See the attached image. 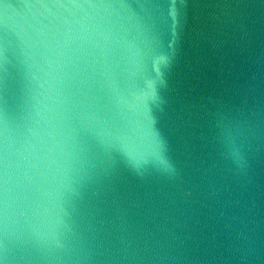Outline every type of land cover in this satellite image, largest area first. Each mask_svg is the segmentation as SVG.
<instances>
[{
	"label": "water",
	"instance_id": "95a60500",
	"mask_svg": "<svg viewBox=\"0 0 264 264\" xmlns=\"http://www.w3.org/2000/svg\"><path fill=\"white\" fill-rule=\"evenodd\" d=\"M0 264H264V0H0Z\"/></svg>",
	"mask_w": 264,
	"mask_h": 264
}]
</instances>
